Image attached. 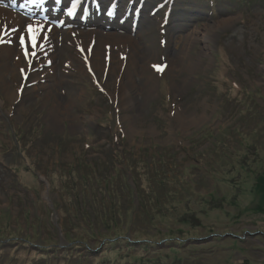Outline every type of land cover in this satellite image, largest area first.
<instances>
[{"label":"rangeland","instance_id":"obj_1","mask_svg":"<svg viewBox=\"0 0 264 264\" xmlns=\"http://www.w3.org/2000/svg\"><path fill=\"white\" fill-rule=\"evenodd\" d=\"M110 1L0 3V264H264V0Z\"/></svg>","mask_w":264,"mask_h":264},{"label":"snow or ice","instance_id":"obj_2","mask_svg":"<svg viewBox=\"0 0 264 264\" xmlns=\"http://www.w3.org/2000/svg\"><path fill=\"white\" fill-rule=\"evenodd\" d=\"M57 3H61L62 0H56ZM79 3H81V0H74V2L72 3V7L75 8ZM99 7V6H97ZM116 6L115 5H112V8L114 9ZM109 16H112L114 15V12L113 11H109ZM69 15H73V13L70 11L69 12ZM14 31H19V30H16L14 29ZM27 32H28V37H30L31 39V44H32V47L35 48L38 44V41L40 39V34L42 32V29H38L36 27H33L32 25H28V28H27ZM27 37L25 36H20L19 37V40H20V43L21 45H24V50H25V56H28L29 55V52H28V47H27ZM4 43L3 41H0V44ZM83 51V49L81 50ZM31 55L35 56V53H31ZM157 68V71H163V67L162 66H156Z\"/></svg>","mask_w":264,"mask_h":264},{"label":"bare ground","instance_id":"obj_3","mask_svg":"<svg viewBox=\"0 0 264 264\" xmlns=\"http://www.w3.org/2000/svg\"><path fill=\"white\" fill-rule=\"evenodd\" d=\"M6 13H8V12H6L5 11V9H1L0 8V19H2L3 17H4V15L6 14ZM10 13V12H9ZM219 27L220 25L219 24H215V25H213V26H210V29H209V31H208V34H205V36H204V39L206 40H212V35L210 34L212 31H213V28H215V27ZM4 30H5V28H4ZM1 32V31H0ZM210 32V33H209ZM2 33H0V35H1ZM193 37V36H192ZM10 40V39H9ZM9 40H5V45H4V47H3V51H4V53L6 54V55H10L11 53H12V51H13V45L11 44V42L9 41ZM195 40V39H194ZM206 40V41H207ZM21 55H22V57L24 56L23 55V52L21 53Z\"/></svg>","mask_w":264,"mask_h":264},{"label":"trees","instance_id":"obj_4","mask_svg":"<svg viewBox=\"0 0 264 264\" xmlns=\"http://www.w3.org/2000/svg\"><path fill=\"white\" fill-rule=\"evenodd\" d=\"M206 3H208V4H210V5H214V3H215V0H207L206 1ZM26 171H28V172H30V173H32V174H35V172L33 171V169H31L30 171L27 169V167H26ZM25 171V172H26ZM3 215V214H2ZM2 219H1V222L3 221V217H1ZM2 224V223H1ZM1 235H3V233H1L0 232V236Z\"/></svg>","mask_w":264,"mask_h":264}]
</instances>
